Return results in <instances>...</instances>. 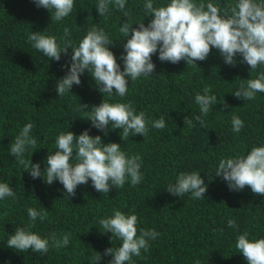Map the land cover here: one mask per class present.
<instances>
[{
	"label": "trees",
	"instance_id": "trees-1",
	"mask_svg": "<svg viewBox=\"0 0 264 264\" xmlns=\"http://www.w3.org/2000/svg\"><path fill=\"white\" fill-rule=\"evenodd\" d=\"M144 2L126 0L124 11L130 14L131 22L147 26L152 17H145ZM168 2L154 0L160 6ZM213 2L224 8L235 0ZM96 4L97 0H74L69 16L55 21L48 10L37 8L32 0H0V182H8L16 196L0 200V264H109L111 257L104 254L105 249L119 247L121 241L111 233H101L104 229L99 220L111 216L114 210L136 214L138 229L159 233L155 240H149L147 252L141 250V255L127 264H247L235 248L236 237L247 231L249 239L264 238V196L254 195L248 186L239 192L230 191L222 178L214 176L221 159L246 155L253 146H264V93L258 92L251 101L232 95L247 79L264 72V65L250 72L239 55L234 57L235 66L226 65L214 48L206 60L196 61V66L184 61L161 63L157 53L152 55V76L129 80L123 98L100 93L87 71L80 76V85H73L70 92L58 97L56 81L67 72L71 49L68 55L61 53L59 61L49 60L32 47L28 36L43 32L56 36L62 44L60 38L67 27L69 39L78 45L88 29L103 28L113 41L108 47L122 71L120 57L126 38L119 27L127 18L114 5H109V13L101 17ZM206 87L211 88L210 95L229 107L221 110L219 103L213 105L203 117V127L194 119V127H189L184 118L201 115L194 98ZM102 100L131 102L149 121L164 116L166 127L159 130L149 123L146 135L122 141V130H111L109 125L105 136L91 126L86 115ZM233 114L245 125L239 133L232 131ZM29 122L37 145L36 149L28 148L24 159L40 164L41 172L48 153L56 150L60 132L78 136L88 130L92 137L99 135L103 144L117 143L129 156L139 154L142 182L132 186L129 180L123 188L99 193L89 180L78 185L75 196L69 197L58 181L48 185L42 178L32 179L9 155L14 138ZM191 171L200 172L208 185L204 199H192L190 193L176 197L165 190L179 173ZM30 207L46 211L47 218L43 222L39 217L29 221ZM229 219L236 221L238 229L227 226ZM30 224L34 226L29 230L42 237L53 232L58 238L71 233L69 245L60 249L50 246L43 255L8 248V236L15 228Z\"/></svg>",
	"mask_w": 264,
	"mask_h": 264
},
{
	"label": "clouds",
	"instance_id": "clouds-1",
	"mask_svg": "<svg viewBox=\"0 0 264 264\" xmlns=\"http://www.w3.org/2000/svg\"><path fill=\"white\" fill-rule=\"evenodd\" d=\"M32 2L37 8L48 10L50 19L55 21L69 16L74 8V0ZM109 5L124 11L126 0H97L95 9L99 16L109 13ZM143 9L145 17H152L147 26L143 22H131L130 14L124 11L127 20L119 27V32L126 38V43L122 45L124 54L120 57L123 61L122 71L108 47L113 41L103 28L93 26L88 29L78 45L69 39L71 32L67 27L63 29L60 38L62 44L58 43L54 35H45L43 32L29 34L28 40L32 47L49 60L59 61L61 53L68 55L71 49L67 72L56 81L58 97L70 92L73 85H80V76L87 71L100 93L123 98L128 92L129 80L152 76L155 70L152 55L157 53L161 63L178 64L184 61L186 65H195L196 61L206 60L214 48L226 65L235 66L237 61L234 57L237 55L242 58L241 63L249 66L250 72L264 65V0H235L224 8L213 0H169L163 6L155 5L154 0H145ZM133 24L137 27H132ZM210 92L211 88L206 87L203 94L196 93L194 102L199 106L201 115L191 119L186 116L184 124L194 127V119L203 127V117L213 105L219 103L221 110L229 107L224 100L219 101ZM258 92L264 93V72H260L255 79H247L246 84H241L232 95L237 99L251 101ZM80 107L89 108L81 104ZM86 115L91 126L104 132L105 136V129L110 130L109 125L111 130H122L119 133L122 141L137 134L143 137L149 131V123L152 128L159 130L166 127L164 116L149 121L144 112H136L131 102L109 103L102 100L99 106H92ZM231 124L234 133H239L245 127L244 122L235 114L231 117ZM32 128L31 122L23 126L9 147V155L25 167L32 179L42 178L48 185L58 181L69 197L75 196L78 185L86 184L89 180L99 193L123 188L129 180L132 186L143 180L139 154L129 156L121 151L117 143L103 144L99 135L92 137L88 130L78 136L70 131L60 132L55 141L56 150L48 153L45 168L41 172L40 164L24 159L28 148L36 149L37 140L30 134ZM214 177L222 178L230 191L239 192L248 186L254 195L264 196V146H253L246 155L221 159ZM207 187L201 173L191 171L179 173L175 182L170 183L165 190L176 197L190 193L192 199H204ZM8 197L15 199V192L8 182H0V200ZM27 216L31 222L38 217L43 222L47 212L30 207ZM99 224L104 229L101 233H111V237L121 241L119 247L105 249L104 254L111 257L109 264H127L133 257H139L141 250L147 252L149 240H155L159 235L153 229H138L137 215L119 210L100 219ZM32 226L16 227L14 233L8 236L7 247L19 252L31 250L43 255L49 251L50 246L60 249L70 243L71 233L58 238L53 232L42 237L29 230ZM227 226L238 229L234 219H229ZM235 248L247 264H264V238L249 239V233L245 231L236 237ZM97 256L98 261L100 256Z\"/></svg>",
	"mask_w": 264,
	"mask_h": 264
}]
</instances>
